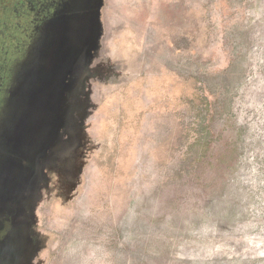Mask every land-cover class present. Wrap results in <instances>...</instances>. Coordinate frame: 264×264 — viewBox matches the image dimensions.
Listing matches in <instances>:
<instances>
[{"label": "rangeland", "instance_id": "rangeland-1", "mask_svg": "<svg viewBox=\"0 0 264 264\" xmlns=\"http://www.w3.org/2000/svg\"><path fill=\"white\" fill-rule=\"evenodd\" d=\"M93 23L16 259L264 264V0H103Z\"/></svg>", "mask_w": 264, "mask_h": 264}, {"label": "flooded vegetation", "instance_id": "flooded-vegetation-1", "mask_svg": "<svg viewBox=\"0 0 264 264\" xmlns=\"http://www.w3.org/2000/svg\"><path fill=\"white\" fill-rule=\"evenodd\" d=\"M102 1L0 0V264L24 263L14 222L49 132L38 110L53 99V29L83 28Z\"/></svg>", "mask_w": 264, "mask_h": 264}, {"label": "water", "instance_id": "water-1", "mask_svg": "<svg viewBox=\"0 0 264 264\" xmlns=\"http://www.w3.org/2000/svg\"><path fill=\"white\" fill-rule=\"evenodd\" d=\"M69 25L70 22L68 23V20L64 19L61 27L57 25L53 29V93L51 94L53 108L62 95L67 73L79 65L91 49L93 19L90 17L89 23L86 22L85 26L82 23L83 28H77L73 32L69 31L71 30L68 29ZM47 106L48 104L42 103L41 110H38L39 115L44 111L46 112ZM46 143L47 141H45L43 148ZM43 148L39 158L44 153Z\"/></svg>", "mask_w": 264, "mask_h": 264}]
</instances>
